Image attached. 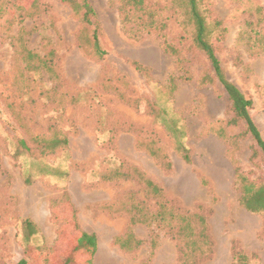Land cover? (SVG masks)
Masks as SVG:
<instances>
[{"label": "rangeland", "instance_id": "rangeland-1", "mask_svg": "<svg viewBox=\"0 0 264 264\" xmlns=\"http://www.w3.org/2000/svg\"><path fill=\"white\" fill-rule=\"evenodd\" d=\"M87 1L88 22L64 0H0V264H264V213L235 173L264 184V157L227 123L184 4L147 0L165 26L140 31L120 0ZM198 2L264 139V0ZM80 231L93 253L70 245Z\"/></svg>", "mask_w": 264, "mask_h": 264}, {"label": "trees", "instance_id": "trees-1", "mask_svg": "<svg viewBox=\"0 0 264 264\" xmlns=\"http://www.w3.org/2000/svg\"><path fill=\"white\" fill-rule=\"evenodd\" d=\"M67 2L75 11L83 9L82 19L83 21H89V16L94 15L93 7L87 0H64ZM185 6V13L189 22L193 26L192 44L195 49H198L203 53L205 58L209 61L212 76L205 75L204 78L208 77L210 81H217V83L224 89L228 99L230 100L231 117L227 121L229 125H236L242 122L244 125V133L248 134L255 145L256 150L251 153V159L254 160L258 151L264 157V139L254 123L249 109L251 106L250 99L246 98L243 92L233 84L226 76L223 67L219 59L215 54L214 46L211 42L210 24L207 21L203 10L201 9L198 0H180ZM147 0H120L118 11L121 15V22L123 26H129V30H140L150 31L154 29H162L165 26L163 23L161 11L151 9ZM160 20V21H159ZM170 50L172 54H176L173 46H166V50ZM140 69L139 65H136ZM203 78V79H204ZM66 144L65 139H49L47 140V147L50 150H54L60 144ZM185 160H188L186 149H184ZM235 173L240 191L239 203L246 210L251 213L262 214L264 213V184H258L254 180H249L245 175L241 174L238 167H235ZM147 184H151L147 181ZM24 236L29 237L32 234L33 225L29 220L23 222ZM204 228V227H203ZM204 230V229H202ZM69 241L72 248L76 250H85V252L93 253L96 247V237L93 233L78 232L76 235L70 236ZM137 241L136 244H139ZM86 246V247H85ZM68 251H63L60 254L62 264H70L71 257ZM237 257V261L232 264L238 263L240 257ZM244 258V257H241ZM242 262V261H241ZM87 263V261H86ZM18 264H27L26 260L21 259Z\"/></svg>", "mask_w": 264, "mask_h": 264}]
</instances>
